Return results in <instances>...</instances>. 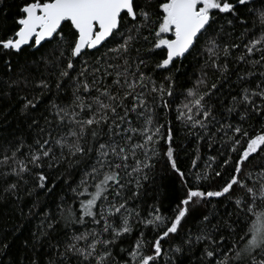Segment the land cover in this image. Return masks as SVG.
<instances>
[{"label":"snow or ice","instance_id":"1","mask_svg":"<svg viewBox=\"0 0 264 264\" xmlns=\"http://www.w3.org/2000/svg\"><path fill=\"white\" fill-rule=\"evenodd\" d=\"M0 264H264V0H0Z\"/></svg>","mask_w":264,"mask_h":264},{"label":"trees","instance_id":"2","mask_svg":"<svg viewBox=\"0 0 264 264\" xmlns=\"http://www.w3.org/2000/svg\"><path fill=\"white\" fill-rule=\"evenodd\" d=\"M10 2H11V0H10ZM15 11V9L13 8L12 9V12H14ZM188 163H189V160H188V157H184L183 158V160H182V167H186L187 165H188ZM167 207V204H165V208Z\"/></svg>","mask_w":264,"mask_h":264}]
</instances>
